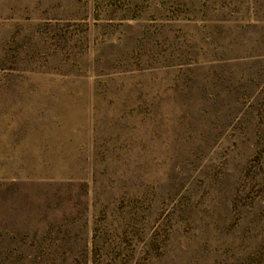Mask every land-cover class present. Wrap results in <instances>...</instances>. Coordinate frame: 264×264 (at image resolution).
I'll return each mask as SVG.
<instances>
[{"label": "rangeland", "instance_id": "obj_1", "mask_svg": "<svg viewBox=\"0 0 264 264\" xmlns=\"http://www.w3.org/2000/svg\"><path fill=\"white\" fill-rule=\"evenodd\" d=\"M0 264H264V0H0Z\"/></svg>", "mask_w": 264, "mask_h": 264}]
</instances>
